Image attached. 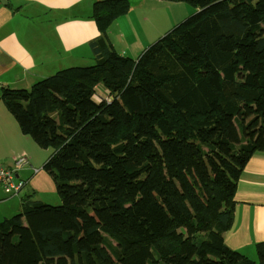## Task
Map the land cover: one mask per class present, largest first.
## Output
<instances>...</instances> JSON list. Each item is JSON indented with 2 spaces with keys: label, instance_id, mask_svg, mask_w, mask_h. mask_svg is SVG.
Returning a JSON list of instances; mask_svg holds the SVG:
<instances>
[{
  "label": "trees",
  "instance_id": "1",
  "mask_svg": "<svg viewBox=\"0 0 264 264\" xmlns=\"http://www.w3.org/2000/svg\"><path fill=\"white\" fill-rule=\"evenodd\" d=\"M181 1L195 14L133 59L104 35L129 2L97 0L95 64L3 89L53 148L43 169L62 203L25 198L0 221V264H264V242L254 261L224 241L264 152V0Z\"/></svg>",
  "mask_w": 264,
  "mask_h": 264
},
{
  "label": "crops",
  "instance_id": "2",
  "mask_svg": "<svg viewBox=\"0 0 264 264\" xmlns=\"http://www.w3.org/2000/svg\"><path fill=\"white\" fill-rule=\"evenodd\" d=\"M95 1L0 0V109L5 105L17 121L3 98V89H30L37 81L62 70V65L56 70L57 66L39 61V56L62 53L86 56L87 50L84 48L76 52L85 43L94 54L93 45L90 44L101 34L96 29L98 25L91 11ZM70 49L73 50L72 54L69 53ZM85 62H71V67ZM104 93H108V90L104 89ZM17 124L25 135L23 142L28 149L21 145L19 150L11 149L12 153L3 155L2 150L6 152L7 147L0 145V168L13 167L21 155L29 157L30 165L18 171L16 180L25 181L18 195H10L0 185V212L5 219L11 217V211L23 213L25 198H30L31 202L39 201L35 199L39 188V177L35 175L41 171L36 170L39 169L37 164L40 160H35L33 154L39 153L36 145L45 149L50 147L37 143L30 134L21 130L18 121ZM29 136L33 139L27 138ZM236 190L234 222L232 228L224 233V241L231 249L255 261L258 257L256 245L264 242V152H256L248 161Z\"/></svg>",
  "mask_w": 264,
  "mask_h": 264
},
{
  "label": "rangeland",
  "instance_id": "3",
  "mask_svg": "<svg viewBox=\"0 0 264 264\" xmlns=\"http://www.w3.org/2000/svg\"><path fill=\"white\" fill-rule=\"evenodd\" d=\"M127 1L130 5L129 10L122 16L116 18L113 23L105 29L106 32L104 35L106 38L105 40L111 49L121 55L133 59L139 58L151 45L161 40L180 23L194 15L197 10L195 6L181 0ZM96 29H99L98 26H96ZM83 48L85 51L87 50L86 56H72L62 53L55 54L54 56H39L38 59L39 61H44L46 64L57 66L56 70L61 67H63L62 69H67V65L68 68H71V62L84 63L86 61L85 64H76L77 66L75 67H86L95 64L96 59L95 56H93L94 54H92L88 43H85L83 46L76 49V52L78 50L81 51ZM71 49L69 52L70 54L73 53V50ZM60 65L62 66L60 67ZM238 77L243 78V74L240 73ZM97 85L95 97L97 99H109V93H104V89L108 90L105 85L102 83ZM0 126V131H2L0 134V145L2 147H7L6 152L5 150H2L3 152L1 154L5 155L6 153H12L11 149L19 150L18 148L21 145L28 149V145L23 142V136L25 135L19 130L17 121L7 110L5 105H2V109H0ZM27 138H30V140L33 139L31 136ZM36 146L39 153L35 152L33 155L36 157L34 158L35 160H40L39 164H37L39 169L36 168V170L38 171L41 169V171L35 175V177H39L37 180L39 188L38 192H36L35 199H39V202L47 205H60L62 201L58 194L53 174L50 171L43 169L48 162L47 159L54 154V150L52 147L45 149L39 145ZM22 156L26 155H21L20 157ZM28 160L30 161V159ZM27 168L28 167H25L22 170ZM6 169L10 168L7 167ZM22 170H20V172ZM10 195L16 196L18 194L11 193ZM18 212L19 211H11L10 216L12 217V215L14 216ZM4 219L5 217L0 212V221ZM257 260L258 257L256 256L255 261Z\"/></svg>",
  "mask_w": 264,
  "mask_h": 264
},
{
  "label": "built area",
  "instance_id": "4",
  "mask_svg": "<svg viewBox=\"0 0 264 264\" xmlns=\"http://www.w3.org/2000/svg\"><path fill=\"white\" fill-rule=\"evenodd\" d=\"M29 165L28 157L22 156L17 159L13 168L6 170L0 168V185H3L7 192L17 194L25 184L24 180H16L18 171Z\"/></svg>",
  "mask_w": 264,
  "mask_h": 264
}]
</instances>
